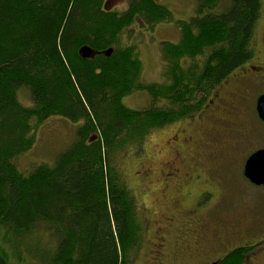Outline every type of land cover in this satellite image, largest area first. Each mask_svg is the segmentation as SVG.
<instances>
[{
	"label": "trees",
	"instance_id": "1",
	"mask_svg": "<svg viewBox=\"0 0 264 264\" xmlns=\"http://www.w3.org/2000/svg\"><path fill=\"white\" fill-rule=\"evenodd\" d=\"M103 3L0 0V230L26 264L131 263L143 231L114 154L194 109L196 96L249 58L262 7L197 0L196 14L177 21L179 40L161 42L168 82L158 84L139 80L135 47H119V36L136 20L152 27L171 12L155 0H128L122 11ZM83 45L91 57L79 54ZM23 88L30 105L18 98ZM135 90L150 95L148 107L122 102ZM55 115L77 123L72 142L52 163L21 170L16 158L31 148L35 127ZM246 252L238 246L216 264H241ZM0 264H11L1 247Z\"/></svg>",
	"mask_w": 264,
	"mask_h": 264
},
{
	"label": "rangeland",
	"instance_id": "2",
	"mask_svg": "<svg viewBox=\"0 0 264 264\" xmlns=\"http://www.w3.org/2000/svg\"><path fill=\"white\" fill-rule=\"evenodd\" d=\"M156 1L171 12V19L165 18L156 22L152 27L148 25L144 27L145 25L142 26L140 21H134L121 32V41L118 46L134 45L136 54L141 61L139 80L160 84L168 82V77L164 74L165 66L162 61L161 42L173 43L179 40L177 21H187L196 14L197 0ZM116 3L117 7H115ZM123 4V0H112L111 3L108 1L106 6L108 9L122 10L126 8V4ZM223 7L224 5L218 6L216 11L222 10ZM253 37L255 43L256 41L258 43L264 42V0H262L261 13L255 25ZM196 60L199 61V65L202 64L203 56L196 57ZM200 97L202 96L198 95L192 101L195 103ZM18 98L23 104L30 105V97L25 88L18 91ZM151 101L150 95L142 90L132 91L122 98V102L126 106L136 109L148 107ZM251 124L238 118L233 121H217L215 131L218 132V135L215 139L218 140L217 143L219 144L217 148L216 146L213 148L210 162L212 166H215V176L222 179L225 196L216 202L218 211L215 207L212 209L207 207L214 204L209 202V197L207 199L198 197L197 199L207 207V210H204L205 213H202L204 227L201 226V232H198L200 236L198 244L201 249L203 248L202 252L204 254L206 252L205 256L226 252L227 248L234 247L248 239H258L262 234L264 224L261 226L256 223L255 214H263L264 216V185L246 182L243 176V164L246 156L256 148L264 146V129L261 123L254 120ZM253 124L255 129L252 128ZM76 126L77 123L56 115L38 124L33 131L32 146L16 158L17 166L26 171L35 164L52 163L57 153L72 142ZM169 126L165 128L153 127L155 129L148 132L140 143L138 140L133 141L128 144L125 151L114 154L113 161L120 168L134 194L133 185L135 184L132 182L140 161L134 157L144 156V162H152L154 153L163 142V135ZM232 144L237 146H233L231 149ZM135 187L140 192L139 188L141 187L136 185ZM148 191L147 189L141 192L140 198L143 200L144 195L147 194L145 199L148 208H150L152 196L146 193ZM136 204L137 211H139L141 202H139L137 194ZM143 211L147 214L150 213L145 209ZM150 244V241L147 243L144 241L142 248H135L134 252L138 251L131 254L132 261L130 264H159V261L153 257L150 259ZM261 244L249 252L250 254L245 253V259L241 264H264V244ZM0 247L8 256L11 264H26L28 262L27 256L18 247L13 246L10 235L3 230H0Z\"/></svg>",
	"mask_w": 264,
	"mask_h": 264
},
{
	"label": "flooded vegetation",
	"instance_id": "3",
	"mask_svg": "<svg viewBox=\"0 0 264 264\" xmlns=\"http://www.w3.org/2000/svg\"><path fill=\"white\" fill-rule=\"evenodd\" d=\"M108 1L112 2L104 0V9L117 10L108 9ZM249 47L252 55L235 69H230L205 96L198 98L194 109L163 127H155L170 125L152 162H144V156L134 157L140 161L132 183L142 188L139 192L133 185L135 199L137 194L141 202L137 211L143 231L140 247L144 241H150V259L153 257L159 264H216L238 246L246 248V253L250 254L261 243L264 244V228L258 239H248L217 255L205 256L206 252L204 254L198 244V232L203 226L202 213L207 207H215L218 211L216 202L225 196L222 179L215 176V166L210 162L213 148L219 144L215 139L218 135L215 131L217 121L238 118L251 124L257 120L264 129V121L256 108L258 97L264 94V42L255 43L253 38ZM233 146L237 145L232 144L231 149ZM259 148L264 146L256 149ZM244 179L250 182L245 176ZM147 189L146 193L152 196L150 208L145 199L147 194L143 200L140 198V193ZM198 197H209V202L214 204L205 207L197 201ZM143 209L150 213H144ZM263 217V214H255L258 225L264 224Z\"/></svg>",
	"mask_w": 264,
	"mask_h": 264
},
{
	"label": "water",
	"instance_id": "4",
	"mask_svg": "<svg viewBox=\"0 0 264 264\" xmlns=\"http://www.w3.org/2000/svg\"><path fill=\"white\" fill-rule=\"evenodd\" d=\"M111 49L106 51V55L110 54ZM79 54L83 57H91L93 55L89 46L79 48ZM257 113L264 121V94H261L257 99ZM243 174L252 183L259 185L264 184V148L253 151L245 160Z\"/></svg>",
	"mask_w": 264,
	"mask_h": 264
}]
</instances>
